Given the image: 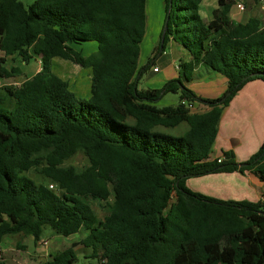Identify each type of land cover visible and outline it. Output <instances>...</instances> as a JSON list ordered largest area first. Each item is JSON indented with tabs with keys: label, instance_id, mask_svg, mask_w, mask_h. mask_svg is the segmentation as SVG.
Listing matches in <instances>:
<instances>
[{
	"label": "trees",
	"instance_id": "16d2710c",
	"mask_svg": "<svg viewBox=\"0 0 264 264\" xmlns=\"http://www.w3.org/2000/svg\"><path fill=\"white\" fill-rule=\"evenodd\" d=\"M25 1L0 0V74L22 75L5 69L9 58L41 64L22 85L0 87V245L18 237L39 244L50 229L88 235L44 264H79L78 247L84 264H264V202L219 201L186 186L251 170L264 180V143L244 167L232 153L211 160L224 107L248 83H264L260 19L236 24V0H222L207 24L204 0H164L160 51L173 41L191 60L180 64L178 80L140 90L152 66L139 68L147 0ZM86 43L96 52L84 56ZM57 58L91 71L89 100L54 73ZM213 73L227 81L223 98L202 99L187 87ZM168 94L180 95L179 104L158 107ZM195 104L209 110L192 113ZM184 124L183 135H171ZM78 154L84 170L59 169ZM110 192V215L98 220L82 198ZM5 259L0 247V264Z\"/></svg>",
	"mask_w": 264,
	"mask_h": 264
},
{
	"label": "crops",
	"instance_id": "0c3cea01",
	"mask_svg": "<svg viewBox=\"0 0 264 264\" xmlns=\"http://www.w3.org/2000/svg\"><path fill=\"white\" fill-rule=\"evenodd\" d=\"M221 1L222 0L202 1L199 6V14L205 23L208 24L213 21L214 12L221 8ZM240 1L245 3L246 12H239L234 4L230 13L232 21L236 24H246L250 20L253 14L251 13V9L248 8V4L253 1H255V3L257 2L258 6H260L261 3L264 11V0H236L235 2L237 3ZM146 14L147 27L144 39L150 37L152 39L161 40L166 18V6L164 0H147ZM261 24L264 26L263 21H261ZM169 46L172 51L171 55L166 51L161 57V59L167 61V65L171 64L177 68V66H180L178 64L190 62L191 55L187 51L173 41L169 42ZM36 61L40 63L39 60ZM178 61L179 63H177ZM154 68H157L159 73L162 70L161 67H158L157 63H155L153 69ZM212 77V74H205L202 78H195L188 83L187 87L194 92L195 83L198 79H212ZM85 78L82 76L80 83L86 86L90 83L91 90V71L87 70ZM87 91H89V89L85 90V93ZM89 98L90 93L88 99ZM208 110L209 109L199 104H195L191 109V112L202 114ZM218 130V138L211 151V160L224 159L223 153L227 152L234 155V161L237 164L243 165L259 151L264 143V83L262 81L248 83L233 98L228 106L224 107ZM220 137L222 139L221 143L219 142ZM186 186L194 193L224 202L234 200L233 202L246 201L250 203H258L263 202L264 199V180H261L253 170L246 171L245 173L236 172L232 174H215L200 178H191L187 181ZM81 234H83V237L79 241H76V239L73 238ZM87 235L88 233L81 232L80 234L64 239H74L70 243L71 246L80 242ZM60 238L63 237L56 236L55 239L52 238V240L59 241L58 239ZM29 239L35 244L32 238ZM44 241H47L46 237H44L39 244H43ZM53 245L54 244L52 243V246ZM15 246L17 248V244ZM0 247L3 256L6 258L9 252L13 251V239H4L1 242ZM79 248L80 247L76 249L77 253ZM47 251L44 250L43 247L35 248L34 255L35 258L39 260V264H44L50 259L52 254L59 252H53L51 249L49 250V247L47 248ZM5 262L6 264H9L7 258L5 259Z\"/></svg>",
	"mask_w": 264,
	"mask_h": 264
},
{
	"label": "rangeland",
	"instance_id": "374dc122",
	"mask_svg": "<svg viewBox=\"0 0 264 264\" xmlns=\"http://www.w3.org/2000/svg\"><path fill=\"white\" fill-rule=\"evenodd\" d=\"M34 0L25 1L27 4H31ZM259 7V8H258ZM248 8L251 9L252 17H257L261 21L264 22V11L262 9V4L258 6L255 1L248 4ZM161 40L152 39L147 37L143 40V44L141 47V53L139 58V68H145L146 66L152 64L151 69L144 74L143 78L139 82L140 90H161L164 85L169 83L170 81L178 80L179 76V66L175 68L174 65H167V61L165 59H161L162 52L160 51ZM80 50L83 52L84 56L90 55L97 50L96 43H86L80 46ZM166 51L171 55V47L169 43L167 44ZM165 51V52H166ZM169 60V59H168ZM157 63L158 67H161L160 73H153V67ZM179 63V61L177 62ZM180 65V64H178ZM19 69L22 71V75L18 77L8 78L3 74H0V87L5 86H20L26 80L32 78L37 73L41 71V64L36 60H32L29 65L22 64L19 59L9 58L7 59V64L5 69L10 73L13 69ZM53 71L56 75L61 77L64 80H67L71 84L72 91L76 94L78 98L89 100L90 93V83L88 85H84L81 82L82 76L85 78V74H87V70H83L82 68L72 64L71 62L65 61L63 59L57 58L53 61ZM212 79L205 78L201 79L195 83L194 92L198 97L202 99L216 100L219 98H223L227 92V81L224 77L218 76L217 74H212ZM81 77V78H80ZM86 79V78H85ZM78 88V90H77ZM89 89L85 93V90ZM85 93V94H84ZM180 102V95L168 94L166 95L157 105L158 107H168V106H176ZM188 126L186 124L182 125L178 129L170 130L171 135L180 136L183 135L187 130ZM221 137L219 142L221 143ZM88 166V161L83 154H78L73 159L66 162L64 165L59 166V169H64L65 167H70L77 170H84ZM32 179L41 183L42 181L39 179L34 172L28 174ZM84 202L91 206L93 209L95 216L98 220H105L110 215V207L114 202V195L110 192L107 197H94L88 196L82 198ZM234 201V200H232ZM44 237L47 238V243L49 241V245L43 246V244L35 245L31 239L28 237H18L13 239V251L9 252L6 256L9 264H39V260L35 258V248L43 247L44 250L47 251H63L66 248L70 247V243L72 240L76 239V241L80 240L83 237V234L73 237L74 239L65 240L64 238L58 239L59 241L52 240L55 239L56 235H53L50 229L45 231ZM53 241V242H52ZM20 243L24 246V250H18L16 248V244ZM52 243L54 244L52 246ZM35 245V247H34ZM49 252V251H47ZM46 254V253H44ZM79 255V264H84L86 261L83 259V248L80 247L78 249ZM93 263V262H92Z\"/></svg>",
	"mask_w": 264,
	"mask_h": 264
},
{
	"label": "built area",
	"instance_id": "2783aa9c",
	"mask_svg": "<svg viewBox=\"0 0 264 264\" xmlns=\"http://www.w3.org/2000/svg\"><path fill=\"white\" fill-rule=\"evenodd\" d=\"M262 1H263V0H262ZM235 6H236V8L238 9L239 12H241V13L246 12V5H245L244 2H242V1L237 2ZM153 71H154V73H158V72H159V70H158L157 68H154ZM184 104H185V103H184ZM192 108H193V107H191V109H192ZM222 160H223V159H219L218 162L221 163ZM50 189H51V190H55L56 188H55V186L51 185V186H50ZM263 202H264V199H263ZM47 245H48L47 241H44V242H43V246H47Z\"/></svg>",
	"mask_w": 264,
	"mask_h": 264
},
{
	"label": "water",
	"instance_id": "95a60500",
	"mask_svg": "<svg viewBox=\"0 0 264 264\" xmlns=\"http://www.w3.org/2000/svg\"><path fill=\"white\" fill-rule=\"evenodd\" d=\"M171 6H172V2H171ZM167 28H168V26H167V23H166V25H165V27H164V32H163V38H164V36H165V33H166ZM161 52H162V51H161ZM240 167H244V165H241Z\"/></svg>",
	"mask_w": 264,
	"mask_h": 264
}]
</instances>
